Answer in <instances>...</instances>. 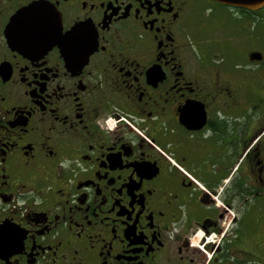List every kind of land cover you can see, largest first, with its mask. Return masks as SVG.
Segmentation results:
<instances>
[{
    "label": "flooded vegetation",
    "instance_id": "flooded-vegetation-1",
    "mask_svg": "<svg viewBox=\"0 0 264 264\" xmlns=\"http://www.w3.org/2000/svg\"><path fill=\"white\" fill-rule=\"evenodd\" d=\"M0 264H264V5L0 0Z\"/></svg>",
    "mask_w": 264,
    "mask_h": 264
},
{
    "label": "water",
    "instance_id": "water-1",
    "mask_svg": "<svg viewBox=\"0 0 264 264\" xmlns=\"http://www.w3.org/2000/svg\"><path fill=\"white\" fill-rule=\"evenodd\" d=\"M232 7L257 9L264 5V0H213ZM25 14V13H24Z\"/></svg>",
    "mask_w": 264,
    "mask_h": 264
}]
</instances>
